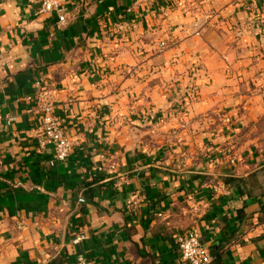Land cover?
<instances>
[{"label":"crops","instance_id":"crops-1","mask_svg":"<svg viewBox=\"0 0 264 264\" xmlns=\"http://www.w3.org/2000/svg\"><path fill=\"white\" fill-rule=\"evenodd\" d=\"M40 1L0 0V264H185L188 232L264 264V0H64L65 26Z\"/></svg>","mask_w":264,"mask_h":264},{"label":"built area","instance_id":"built-area-1","mask_svg":"<svg viewBox=\"0 0 264 264\" xmlns=\"http://www.w3.org/2000/svg\"><path fill=\"white\" fill-rule=\"evenodd\" d=\"M64 0H41L39 13L49 17L56 16L57 23L65 26L69 22V18L64 13ZM165 46L164 43L161 44ZM35 86L40 89V83ZM42 89V88H41ZM26 101L33 103L40 114L41 133L38 137L39 147L44 150L49 148L52 150V158L54 162L64 163L71 156L74 141L66 135L60 125L58 118L54 115V105L52 100L42 93L36 96H29ZM4 118L0 116L2 121ZM6 124L11 125L15 122V117H6ZM101 166L98 168L110 175L117 172V166L106 157H100ZM141 200L139 198H131L127 200L126 206L130 209H137ZM87 239L86 235H80L73 240L74 244H79ZM180 259L185 264H214V258L208 248L204 245L201 238L194 232H188L180 235L177 241ZM75 264H93L82 256L78 257Z\"/></svg>","mask_w":264,"mask_h":264},{"label":"rangeland","instance_id":"rangeland-1","mask_svg":"<svg viewBox=\"0 0 264 264\" xmlns=\"http://www.w3.org/2000/svg\"><path fill=\"white\" fill-rule=\"evenodd\" d=\"M260 130H261V136L264 137V123H263L262 127L260 128ZM261 142H262V145H264V139ZM263 148H264V146H263Z\"/></svg>","mask_w":264,"mask_h":264}]
</instances>
